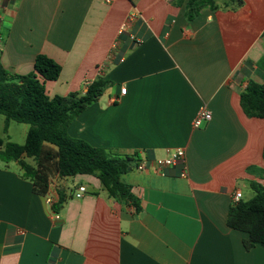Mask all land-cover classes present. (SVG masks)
<instances>
[{"label":"crops","instance_id":"obj_1","mask_svg":"<svg viewBox=\"0 0 264 264\" xmlns=\"http://www.w3.org/2000/svg\"><path fill=\"white\" fill-rule=\"evenodd\" d=\"M215 3L190 21L172 0H0L7 70L29 75L37 56L54 60L62 71L46 84L50 98L112 82L70 137L149 160L183 149L188 171H138L136 157L122 180L137 212L94 176L60 178L54 146L51 159H28L48 179L45 194L16 162L0 161V264H264V247L247 250L248 235L227 226L235 193L247 202L251 184L264 185V119L240 103L249 81L264 83V0ZM203 107L213 118L195 128ZM59 192L67 200L56 212L46 200L56 204Z\"/></svg>","mask_w":264,"mask_h":264},{"label":"trees","instance_id":"obj_2","mask_svg":"<svg viewBox=\"0 0 264 264\" xmlns=\"http://www.w3.org/2000/svg\"><path fill=\"white\" fill-rule=\"evenodd\" d=\"M172 1L179 7L186 5L190 21L204 9H217L215 0ZM61 71V66L45 55L37 56L34 71L29 75L12 73L0 63V115L6 119L5 133L11 122L29 126L23 145L0 139V161L5 165L16 162L23 178L32 181L39 192L45 194L48 179L28 159L37 161L43 155L51 159L52 154L46 150V145L54 146L57 148L60 178L94 176L100 180L110 198L120 204L133 206L140 212V202L134 195L132 186L122 180L123 175L133 168L136 159L140 160V156H120L106 149L95 148L68 134L72 122L98 102L112 86V82L100 78L92 82L83 95L72 93L68 97L50 98L46 92V84L57 81ZM240 103L246 116L264 119V83L249 81L241 94ZM261 172L264 178V170ZM251 187L255 197L247 202L242 200L237 204L233 203L227 218L229 228L248 235L244 241L247 250L257 245L264 247V185L253 182ZM66 200L65 193L59 192V200L53 206L54 211L58 212Z\"/></svg>","mask_w":264,"mask_h":264},{"label":"built area","instance_id":"obj_3","mask_svg":"<svg viewBox=\"0 0 264 264\" xmlns=\"http://www.w3.org/2000/svg\"><path fill=\"white\" fill-rule=\"evenodd\" d=\"M113 0H104L106 3H111ZM136 14L130 16L129 22H133L136 20ZM130 38L132 41L140 44L143 41L136 39L135 36L130 35ZM122 95H126L127 89L123 88L121 90ZM213 114L212 112L206 108L203 107L200 109L197 118L194 121V127L195 128H200L203 124L208 123L212 120ZM174 167H179L180 168V176L182 178H187L188 177V171H187V163H186V152L183 149H177L175 151H172L168 154V156L163 157V158H157L155 160H149L148 158H142L139 160L137 164V170L138 171H146L148 169H152L155 171V173L159 175H165L166 170ZM87 190L86 187L82 186L80 187L76 194L75 197L77 199H82L84 195L86 194ZM243 195L240 192H236L234 197H233V203L237 204L240 201H242ZM47 204L50 206H54L55 201L52 197L47 198ZM54 219L59 220L60 216L56 212L54 213Z\"/></svg>","mask_w":264,"mask_h":264},{"label":"rangeland","instance_id":"obj_4","mask_svg":"<svg viewBox=\"0 0 264 264\" xmlns=\"http://www.w3.org/2000/svg\"><path fill=\"white\" fill-rule=\"evenodd\" d=\"M5 125L6 119L4 116L0 115V139L6 142H12L19 145H23L25 143V132H27L29 126L16 122H11L8 132L5 133ZM252 194H254V191L248 188L246 190V196L244 200H247L249 197H251Z\"/></svg>","mask_w":264,"mask_h":264}]
</instances>
